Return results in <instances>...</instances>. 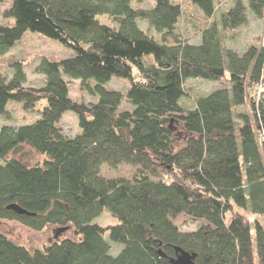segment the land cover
<instances>
[{"label":"trees","instance_id":"obj_1","mask_svg":"<svg viewBox=\"0 0 264 264\" xmlns=\"http://www.w3.org/2000/svg\"><path fill=\"white\" fill-rule=\"evenodd\" d=\"M138 1L9 0L0 57L27 32L72 56L40 60V88L26 86L22 62L0 70V118L9 119V103L38 116L0 128V221L67 229L73 239L29 251L0 231V264H171L177 248L194 264H264V47L238 53L223 40L249 17L263 20L264 0H231L226 9L185 0L207 24L197 44L177 38L180 4L133 8ZM226 69V86L184 107L187 81L218 83ZM112 80L125 81L126 92L106 90ZM74 82L97 101L74 102ZM66 113L77 119L74 137L62 131ZM22 146L43 164L9 157ZM103 166L136 171L131 180L105 179ZM104 210L115 225L93 222ZM106 233L123 246L116 257Z\"/></svg>","mask_w":264,"mask_h":264},{"label":"rangeland","instance_id":"obj_2","mask_svg":"<svg viewBox=\"0 0 264 264\" xmlns=\"http://www.w3.org/2000/svg\"><path fill=\"white\" fill-rule=\"evenodd\" d=\"M175 3L180 4L183 11V19L176 30L177 38L181 41H187L190 44H197L200 31L206 27V21L194 7L188 4L185 0H173ZM221 9H226L231 0H217ZM9 0H0V24L9 25L10 22L3 18V12L8 8ZM133 8H141L144 10H151L154 7V0H139L136 4L132 5ZM97 20L103 24L110 25L106 18L98 17ZM12 24V21H11ZM146 23H139L140 27L146 29ZM154 35V34H153ZM159 41V38L156 37ZM224 45L231 49H235L238 53H242L248 46L256 45L259 48L264 47V19L255 20L249 17L248 24L240 29L234 31H227L223 36ZM169 43H173L174 39L169 38ZM72 56L71 52L63 48L58 43L46 39L40 35L25 33L23 37L17 42L5 56L0 57V70L4 73L7 72L8 64L12 61L22 62L25 66L26 73V86L32 88H40L44 85L43 77L35 74V67L40 60L46 58L51 61L65 60ZM229 78L228 70H225L224 78L218 83H211L208 81H187L185 89L188 92L186 100L183 105L186 109L193 106L196 99L207 96L218 88L227 85ZM227 82V83H226ZM106 90L120 92L124 94L127 89V84L123 80H112L105 86ZM70 98L77 103L90 104L97 101L95 97L88 95L82 91L79 83L74 82L70 84L69 88ZM182 105V104H181ZM131 111L132 107L124 104L121 110ZM7 112L9 119L0 118V128L5 124L12 126L28 125L38 119V116L25 114L20 105L9 103L7 105ZM239 112V110H236ZM62 131L68 137H74L80 133L76 117L71 113H66L60 122ZM175 135V129H174ZM175 135V137L179 138ZM180 146V145H179ZM10 158L20 160L29 166L42 165L45 157L32 151L26 146H22L18 151L11 153ZM136 171L135 168L129 166H120L116 171L110 170L107 166L101 168V176L105 179H125L131 180L132 175ZM182 219L181 221H184ZM252 220V218H251ZM264 221V219H263ZM94 223L102 226H112L117 222L110 216L107 210L96 218ZM57 228L48 227L42 232H34L21 226L19 223L13 221H0V231L5 234L11 241L17 245L23 246L29 251L42 249L55 241L62 239H73L71 230L61 229L57 232ZM185 230H193L194 226H188ZM105 241L110 246V256L116 257L123 249L120 244L111 243L109 234L104 235Z\"/></svg>","mask_w":264,"mask_h":264},{"label":"water","instance_id":"obj_3","mask_svg":"<svg viewBox=\"0 0 264 264\" xmlns=\"http://www.w3.org/2000/svg\"><path fill=\"white\" fill-rule=\"evenodd\" d=\"M9 209L15 211L18 215L27 214L25 211H23L22 209L18 208L15 205H11ZM176 253H177L176 259L171 260L170 261L171 264H194V259H195L194 255H190L178 248L176 249Z\"/></svg>","mask_w":264,"mask_h":264}]
</instances>
